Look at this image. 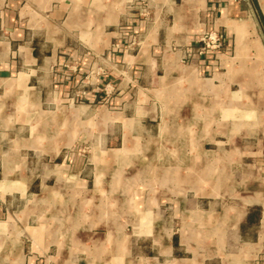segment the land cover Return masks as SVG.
Returning <instances> with one entry per match:
<instances>
[{"label": "crops", "instance_id": "1", "mask_svg": "<svg viewBox=\"0 0 264 264\" xmlns=\"http://www.w3.org/2000/svg\"><path fill=\"white\" fill-rule=\"evenodd\" d=\"M246 24L264 51V0H0V264H264V119L242 85L262 108L264 87L245 37L236 54ZM210 27L232 57L184 64ZM215 90L248 109L236 119L255 121L256 143L229 144L217 188L206 190L217 159L203 149L201 165L195 151L157 174L173 186L197 172L192 197L156 192L140 165L153 140L193 136L200 120L222 147L207 125ZM196 227L216 236L213 254H199Z\"/></svg>", "mask_w": 264, "mask_h": 264}, {"label": "rangeland", "instance_id": "2", "mask_svg": "<svg viewBox=\"0 0 264 264\" xmlns=\"http://www.w3.org/2000/svg\"><path fill=\"white\" fill-rule=\"evenodd\" d=\"M141 14H147L148 10L147 7H139ZM251 28L250 24H248V29ZM247 29V30H248ZM236 31V54H237V46H238V40H239V32ZM223 31L221 29L215 28V27H210L203 32H200L198 36L196 37L195 41L192 43L190 50L188 53H185L183 56V63L184 64H189L190 61L192 60H201L207 55L212 56V60H214V57H216L219 54L222 53H230V56L232 57L233 55V40L228 42L226 36L224 35ZM238 38V39H237ZM246 40H251L245 37ZM254 39V38H252ZM252 49V48H251ZM254 50V49H253ZM255 52V50H254ZM189 55V56H188ZM188 56V57H187ZM254 61L253 64L256 67L258 65L257 61V56L256 52L253 54ZM254 67V68H255ZM255 70L260 74L259 76L261 77L260 79L262 80V85L264 87V65H259ZM243 87V85H242ZM231 92L235 91L237 87L235 85H231ZM230 90V89H229ZM242 92L244 93V97L247 99V101L250 103L249 107L250 110L254 113V116L257 118L258 121L261 123L263 122L264 119V108L262 107H256L254 104L252 106L251 101L248 98L247 92H244L242 88ZM247 94V96L245 95ZM206 97L207 95L204 93L203 95ZM253 96V94H252ZM208 98H212L213 105H215V114L213 117V121L211 124H207L210 128L216 129V134H215V140L214 142L219 141H224L223 145L221 148H218L213 142L207 141L208 138L205 135H202V129L204 128V124L199 121H197L196 124L193 125V136H187L186 133H183L180 136L177 137H170L168 139H157L153 140L151 142V150L150 152L140 159V165H144L147 163H150L152 166V170H150V175L151 179V184H153V189L157 191H164L167 190L169 192H173V190H177V193L180 195H187L188 197L193 196V192H190L189 190V184L186 181L187 178H191L190 175L196 174L197 172L193 171H188L185 170L183 171V184H180L178 181H175L173 186L170 184V182H166V185H161L159 186L158 183L156 182L157 179V174L161 173V170L159 168L164 167V166H172L175 165V163H179L183 167L190 163V161L195 159V151L197 152L198 156H196L197 161L200 162V165L203 163V159H206L205 156H202L201 151L203 149H206L208 151L213 150L215 151V158L217 159L215 161V170L212 172V176L210 178L209 186H206V190L212 188L213 183L215 187L217 188L218 186V181L222 177L224 173H230V170L226 169V163L228 161V154H225L224 150L229 149V144L233 143L236 140H241L243 139L244 136H249L246 139H243L241 142L242 144L246 142L250 143H256V123L254 120L251 118H247L246 120L244 119H236L238 115L243 114L245 111L247 112L248 109L244 110L241 107L231 105L225 100H220L222 98V95L218 93L216 90L213 92H209ZM201 111V110H200ZM261 111V112H260ZM222 116H225L226 120H222ZM222 120V121H221ZM262 120V121H261ZM206 125V124H205ZM173 126V125H170ZM175 126V125H174ZM218 128H223L227 129L234 135V137H230L228 134L224 135L223 132L219 133L217 131ZM236 135V136H235ZM241 136V138H239ZM204 137V138H203ZM251 137V138H250ZM207 138V139H206ZM239 138V139H238ZM264 142V141H263ZM264 147V144H263ZM190 152H194L191 153ZM86 153V152H85ZM84 153V154H85ZM167 159V161H164ZM207 160V159H206ZM205 160V161H206ZM204 166V165H203ZM225 168V169H224ZM200 172H198L200 179L206 178L207 172L204 170V167L201 168ZM135 178H141L143 176L142 172H135ZM168 174H172L174 177L175 172H168ZM156 175V176H155ZM199 179V180H200ZM231 183H233V179L231 177ZM205 181V180H204ZM141 183V182H140ZM143 183V182H142ZM146 183V182H144ZM222 186L220 187L221 190ZM181 190V191H180ZM107 205V204H106ZM111 207H115L116 204H111ZM110 237V236H109ZM105 238V246H107L108 251L112 250L111 248L114 247V243L112 239H108V236H104ZM194 241L198 243V246L200 247L201 250H199L200 255H206V254H213V251L207 250L208 247H212L215 245V238L216 236L213 234L208 233V231L204 228H197L196 227V232L193 234ZM207 248V249H206ZM113 252V251H112Z\"/></svg>", "mask_w": 264, "mask_h": 264}, {"label": "bare ground", "instance_id": "3", "mask_svg": "<svg viewBox=\"0 0 264 264\" xmlns=\"http://www.w3.org/2000/svg\"><path fill=\"white\" fill-rule=\"evenodd\" d=\"M247 29H248V24H246L244 27H238V29H237V31L239 32V40H238L239 42H238V46H237V55L241 54L243 52V50L245 49L244 37L246 36L245 31H247ZM249 44H250V47L255 49V51L257 52L256 53L257 54V61H258L257 66H259L260 64L264 65V51H263V48H262L261 44L259 43V41L257 39H251L249 41ZM257 66L255 68H257ZM245 95L247 96L246 93H245Z\"/></svg>", "mask_w": 264, "mask_h": 264}]
</instances>
